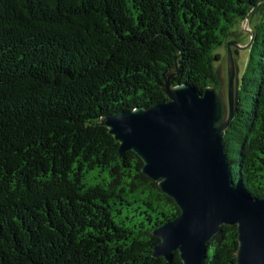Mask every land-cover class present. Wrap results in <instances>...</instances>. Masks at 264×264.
<instances>
[{"label":"trees","instance_id":"16d2710c","mask_svg":"<svg viewBox=\"0 0 264 264\" xmlns=\"http://www.w3.org/2000/svg\"><path fill=\"white\" fill-rule=\"evenodd\" d=\"M251 11L258 72L238 80L223 144L259 199L264 0H0V264H182L152 256L179 208L101 118L165 101L167 81L218 90L213 49ZM237 249L223 225L205 264H236Z\"/></svg>","mask_w":264,"mask_h":264},{"label":"water","instance_id":"95a60500","mask_svg":"<svg viewBox=\"0 0 264 264\" xmlns=\"http://www.w3.org/2000/svg\"><path fill=\"white\" fill-rule=\"evenodd\" d=\"M226 47V105L220 89L198 92L186 84L172 87L167 81L165 101L101 118L118 143L119 155L133 152L142 162V173L179 208L175 219L153 231L159 242L152 256L166 262L177 253L182 264H205L212 237L221 226L235 225L236 264H264V195L254 199L234 184L223 144V131L238 99L229 43Z\"/></svg>","mask_w":264,"mask_h":264},{"label":"rangeland","instance_id":"374dc122","mask_svg":"<svg viewBox=\"0 0 264 264\" xmlns=\"http://www.w3.org/2000/svg\"><path fill=\"white\" fill-rule=\"evenodd\" d=\"M246 23V21H237L231 28V35L224 39L222 45L216 46L213 49V53L219 55V60L215 63V66L217 69V77L220 82L218 89L221 90L225 105L227 104L229 91V53L226 44L229 43L234 65L233 85L238 82L245 70L252 74L258 72L256 67L261 46L255 45L254 42H250V32L254 29L256 18L254 17L250 23ZM233 42L235 45H231ZM251 87L252 86H249V88Z\"/></svg>","mask_w":264,"mask_h":264}]
</instances>
